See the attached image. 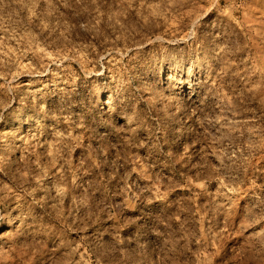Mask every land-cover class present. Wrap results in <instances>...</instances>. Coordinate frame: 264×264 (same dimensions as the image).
<instances>
[{
  "label": "rangeland",
  "instance_id": "obj_1",
  "mask_svg": "<svg viewBox=\"0 0 264 264\" xmlns=\"http://www.w3.org/2000/svg\"><path fill=\"white\" fill-rule=\"evenodd\" d=\"M0 264H264V0H0Z\"/></svg>",
  "mask_w": 264,
  "mask_h": 264
}]
</instances>
